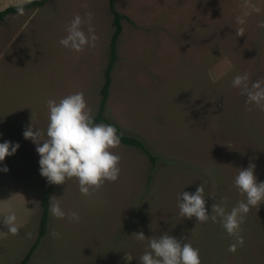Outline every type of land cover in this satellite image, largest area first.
<instances>
[{
	"label": "rangeland",
	"instance_id": "obj_1",
	"mask_svg": "<svg viewBox=\"0 0 264 264\" xmlns=\"http://www.w3.org/2000/svg\"><path fill=\"white\" fill-rule=\"evenodd\" d=\"M27 1L0 0V10ZM111 3L123 18L103 114L148 152L121 142L114 150L121 157L118 180L91 197L75 178L54 185L50 199L80 221L49 211L47 232L24 261L38 237L46 178L23 132L33 121L47 138V101L76 92L97 114L114 31ZM246 3L260 12L251 11L241 26L236 18L249 11ZM87 12L95 47L76 53L60 45L71 20L87 21ZM262 22L264 0H50L0 20V143L20 145L0 162L8 168L0 171V217L14 211L21 225L18 235L0 234V264H140L148 239L138 242L139 232L187 239L201 264H264V203L248 212L244 247L233 254L219 218L199 224L181 217L177 198L203 184L211 215L215 203L230 211L245 199L234 186L240 169L254 164L257 182H264V111H247V97L232 85L245 73L250 84L264 82ZM82 27L87 34V23ZM240 27L243 36L236 34ZM0 232H8L2 218Z\"/></svg>",
	"mask_w": 264,
	"mask_h": 264
},
{
	"label": "clouds",
	"instance_id": "obj_2",
	"mask_svg": "<svg viewBox=\"0 0 264 264\" xmlns=\"http://www.w3.org/2000/svg\"><path fill=\"white\" fill-rule=\"evenodd\" d=\"M87 7V4H82ZM245 11L236 18L239 25L246 24V18L251 11L260 12V8L246 3ZM87 21L76 15L66 28L67 35L59 43L66 49L76 53L82 52L85 47H95L97 36L91 24L93 14L86 13ZM87 23V34L83 25ZM264 28V22L258 25ZM244 27L237 30L238 36H243ZM233 87L241 89V94L247 97V111H253V106L264 111V82L256 81L249 83V75H236L232 81ZM49 123L46 137L44 133L35 128L32 123L23 132L25 139H30L36 145V151L40 156V175L47 179L49 184L63 185L69 179L75 178L79 184V191L86 197H91L99 191L105 182H115L120 174L121 157L114 150L120 146V136L113 125L94 123L91 109L88 107L83 92L69 94L59 102L49 99ZM20 147L18 143L5 141L0 143V162L6 157L14 155ZM255 165L250 164L247 169H240L234 179V186L239 194L245 199L239 201L230 211L220 204H213L212 214L209 215L205 204L203 184L198 186L195 193L181 192L178 194V208L181 217L188 219L196 218L197 223L205 224L209 221L219 223L233 242L228 251L235 254L238 247L245 244L241 225L251 208H259L264 203V182H257L254 174ZM0 171L7 172L5 166ZM50 213L56 219H64L79 223L80 216L75 211L65 212L58 200L50 199ZM3 224L8 232L0 234L18 235L21 225L17 224V216L9 210L2 217ZM50 235L54 239L60 238V233L52 231ZM138 242L148 239L147 250L139 258L140 264H201L199 249L191 243L178 241L175 237L165 233L156 238H146L143 232L134 233ZM30 237L31 234L29 233ZM133 258L130 254L125 255L126 261Z\"/></svg>",
	"mask_w": 264,
	"mask_h": 264
},
{
	"label": "trees",
	"instance_id": "obj_3",
	"mask_svg": "<svg viewBox=\"0 0 264 264\" xmlns=\"http://www.w3.org/2000/svg\"><path fill=\"white\" fill-rule=\"evenodd\" d=\"M48 1H50V0H30V1H27V2H24L21 4H17V5H9V6L0 10V20H2L7 15L12 14V13L21 12V11L26 10L28 8L43 6ZM110 9L113 13L114 31H113L111 41H110V58H109L108 66H107L106 71H105V81H104V84H103L102 89H101L102 98H101V102H100L99 111L97 112V114L95 116H93L94 117V123L99 122V121H107L110 125H113L117 129V134L120 136L121 142L129 144V145H135L137 147H141L142 149L147 151V149L145 148L142 141H140L139 139H137L135 137L122 134L119 130L118 125H116L115 123H113L111 121H108V119L103 114L104 108H105V103L107 101V97L109 94L110 84H111V71H112V68L114 66V63H115V60L117 57V55H116L117 40H118L119 35L121 34V31H122V22L121 21L123 18V15L115 8L113 3L110 4ZM151 158L153 159V155H151ZM53 187H54V185L49 184L47 182V179H45L43 193H42V197H41L42 212H41L40 222H39L38 237H37V240L34 242V244L28 250L26 257L24 258V261L29 259V257L32 255L34 249L36 248L39 239L42 236H44L45 233L47 232V224H48V220H49V211H50V202L49 201H50V196H51Z\"/></svg>",
	"mask_w": 264,
	"mask_h": 264
}]
</instances>
